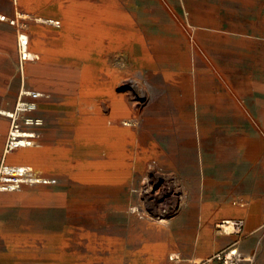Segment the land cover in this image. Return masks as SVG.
<instances>
[{
  "label": "rangeland",
  "instance_id": "374dc122",
  "mask_svg": "<svg viewBox=\"0 0 264 264\" xmlns=\"http://www.w3.org/2000/svg\"><path fill=\"white\" fill-rule=\"evenodd\" d=\"M24 4L41 9L38 14L45 19L39 24L45 28L21 19L12 22V16L22 11ZM91 6L92 3L88 8L87 2L74 0H0V14L7 17L4 21L14 27L16 35L14 47H4L3 51L13 60L14 72H10L8 82L10 87L14 81L16 92L8 93L9 109L15 116L9 117L6 145L14 123L24 131L39 134L38 145L11 150L5 147L13 160L0 166V177L5 166L23 164L40 176L57 179V170L64 163L70 175L67 185L78 186L77 193L87 199L79 206L51 207L46 203L48 197L70 188L55 187V181H26L18 189H0V264H219L207 260L231 247L241 252L240 264H264V226L249 228L244 221L240 229L233 227L230 232L221 226L227 219L206 225L205 207L199 201L206 184L204 164L200 158L195 167L191 161L172 166L155 164L151 155L163 153L166 147L151 138L150 129L144 128L151 125L145 120L152 114L150 107L166 93H223L232 95L235 105L246 104L247 99L236 97V89L231 86L248 77L262 61L264 0H94ZM162 6L178 10L183 18L171 16ZM194 6L204 14L201 23L190 19ZM56 21L58 25L54 24ZM22 33L29 37V59L23 58ZM186 48L190 50L188 64L184 58ZM160 49L174 58L163 63L161 56L155 54ZM25 90L46 95L27 96ZM104 93H128L132 106L138 98L143 101L141 118L136 121L138 131L134 130L135 122L125 118L133 121L124 126L132 128L128 133L135 134L136 145L126 146L127 138L112 135L103 142L116 155L149 156L145 171L138 178L142 182L147 177L142 183L144 188L157 182L151 193L128 190L134 200L125 210L110 209V214L97 200V189L101 187L98 185L105 176L107 180L108 176L122 180L125 169L120 167L119 160L101 161L102 139L80 117ZM88 95L95 99L87 108L82 104ZM24 102H33L36 108L22 111ZM208 116L207 112L205 117ZM26 117L43 122L28 124ZM192 120L195 133V109ZM230 124L237 136L232 121ZM205 149L207 158L212 160L205 165L210 164L214 171L218 164L210 143H206ZM195 176L199 179L197 194H186L181 200L183 191L175 190L173 180L184 181L187 177L190 181ZM77 177L86 182L74 185ZM87 186L95 187L97 192ZM190 198L196 206L190 207ZM234 202L244 203L231 200L232 205ZM133 206L153 218H141L138 211H131ZM185 210V221H194L193 229L189 227L194 231L192 236L177 223ZM160 214H165L169 223H159ZM185 241L189 249L176 248ZM195 259L199 263H194Z\"/></svg>",
  "mask_w": 264,
  "mask_h": 264
},
{
  "label": "crops",
  "instance_id": "0c3cea01",
  "mask_svg": "<svg viewBox=\"0 0 264 264\" xmlns=\"http://www.w3.org/2000/svg\"><path fill=\"white\" fill-rule=\"evenodd\" d=\"M74 2H87L88 8L89 3H92L91 8H93L94 0H74ZM162 7L167 9L171 16L182 17L178 10ZM197 8L195 6L192 7L190 19H197L201 23L204 14L202 15ZM22 9V11H17L15 16H12L15 17L12 22L21 19L30 25L45 28L39 24L45 19L38 14L42 12L41 9H32L28 4L22 5ZM6 18V16L0 14V166L4 162L13 160L12 156L5 151V147L11 125L9 117L15 115L9 109L8 93H16L14 81H12V86L10 87L8 82L10 72L11 75L14 72L13 60L7 56L8 52L3 53L5 49L8 50V46H12L10 49L14 47L16 35L14 27L4 21ZM22 34L26 35L25 33ZM27 50L31 53L29 37ZM189 52V48H186L184 55L185 64H188L190 60ZM155 54H158L157 51ZM158 55L161 56L160 59H162L163 63H167L174 58L171 54ZM10 66L12 68H9ZM256 66L253 67L248 77L238 79L236 86H231L232 89L233 87L236 89V93L233 92L236 97H245L247 99L246 104L243 106L235 105L233 96L230 94H194L186 93L185 91L184 93H166V96L158 97L156 104L150 107V113H152L150 117L153 119L150 125L151 138L157 139V143L164 145L167 151L166 154L158 155L156 161L159 164L170 166L176 165L177 162L191 161L192 166L195 167L198 158H200L202 165L204 164L203 166H205L203 174L206 184L201 192L202 196L199 201L205 207L204 220L206 225L230 219L228 221L230 226L232 223L231 219L243 218L245 225L249 228L256 225L264 226V55L261 63ZM30 91L32 90H25L24 93L27 96H32ZM175 94L184 95L182 105L174 104L172 99ZM12 98L13 102L14 96ZM194 109L197 113L198 127L195 132L197 134L196 138L192 125ZM207 112L209 116L205 117ZM231 121L233 128L237 131V136L233 135ZM207 142L212 146L216 164L222 163L220 168L217 167L218 165L215 166L214 171L210 170V164L205 165L206 162L212 161L207 158L204 151L206 150L205 145ZM197 146L199 148L198 154L196 153ZM174 180L177 182V188L175 189L183 191V196H180L181 200L186 198V194H197L199 186L198 176L191 178L190 181H187V177L184 178V181L180 179ZM55 187L70 188L66 189L67 191L61 190L57 194L50 195L48 200L45 199L46 203L51 207L63 208L65 206L87 203V199L77 193L78 186L59 185L56 183ZM87 187L90 188V191H95V187ZM98 188L100 189H97L99 190L97 200L103 203L106 214H110L109 210L112 208L125 210L128 203L134 200V196L130 195V193L128 194V190L131 189L133 192L138 193L143 192V190L136 191L134 188L126 186ZM67 199H70L68 200L69 203ZM233 199H238V201L244 203L237 204V202H234L232 205L231 200ZM189 201L193 203L194 199L190 198ZM194 205L193 203L190 207ZM141 210L137 206L131 207V211L134 213L138 211L141 218H153L142 214ZM187 215L185 210L182 216L178 218L177 223H181L184 227L183 231L192 236L194 233L192 230L194 221H185ZM165 223H169V218ZM226 223L221 226L231 232L227 228L228 225ZM189 247L190 245L185 241L178 244L176 248L186 250ZM194 263H199V260L195 259Z\"/></svg>",
  "mask_w": 264,
  "mask_h": 264
},
{
  "label": "bare ground",
  "instance_id": "6f19581e",
  "mask_svg": "<svg viewBox=\"0 0 264 264\" xmlns=\"http://www.w3.org/2000/svg\"><path fill=\"white\" fill-rule=\"evenodd\" d=\"M21 41H22L21 42V46H22L21 48L23 51V58L24 59L31 58L32 55L27 50L28 37L26 35L22 34L21 35ZM157 53L169 55V53L165 52L164 49H160L159 51H157ZM30 94L33 96H36V97L46 95L42 91H30ZM90 96L91 95H88L87 101L85 100V102H83V104H82L83 107L85 106L88 108L87 104H89L91 102V100L94 102L95 97L94 96L90 97ZM139 99L140 98H138V100L136 101L135 106H132L130 104V97H129L128 93H123V94H119V95H116L113 93H108V94L104 93V96L96 99L97 102L95 100V105L90 110L91 113L87 108H86L87 114H85L84 112H81L82 115L80 117L83 118L81 121L89 122L90 125L93 126L94 129L96 130L98 137L102 139V142L106 137H110V135H112L113 137H117L118 139H120L119 137H124V139L127 138L125 140L126 146L134 145L135 140L133 137H135V134L134 133H128V130H130L132 128L126 127V126L132 125L131 122L133 123V121H134L136 124V129H134V130L135 131L139 130L138 129L139 123L137 124L136 121L139 118H141L142 113H141V109H140V103L143 102ZM183 99H184L183 94L182 95L175 94L173 96L172 100H173L175 105L179 106V105L183 104ZM21 105H24V104H21ZM126 117L127 118L129 117L133 121L132 120L130 121L129 119H125ZM145 120L147 122H152L153 119L151 117H148ZM124 125H126V126H124ZM62 126L65 128V120H62ZM144 126H145L144 128L151 130V128H150L151 126L150 127L148 125H144ZM142 128H143V125H142ZM32 132L33 131L14 130V134L17 136L15 139H18L17 141H14V145H17L19 147L25 146L27 138H24V137L33 136L34 134ZM132 134H133V136H132ZM127 140H128V142H127ZM102 145H104V146H102V151L104 154H101L102 155L101 161H104L107 163V160H108V162H109V160L110 161L111 160H113V161L119 160L121 162L120 167H123L125 169L126 176L122 180H111L110 176H108V180H107L106 179L107 176H105L103 183L101 185H98V186H101V187L126 186L129 188H134L136 191H142L143 190V191L149 192V193L155 191V189H156L155 183H157V182L149 184V185L147 184V187L144 188L142 183H145L147 177H144L142 182H140L139 178H138V174H141L142 172L145 171L144 170V163H146L145 161L149 158V156H139V155L138 156L137 155H124L123 156V155H118V154L116 155L115 152H112L109 145L106 146L104 142ZM14 148H16V147H14ZM166 152L167 151L165 148V151L163 153H158L156 155L154 154L153 156L151 155V160L155 164L158 163L156 161V158L158 157V155L166 154ZM154 159H155V161H154ZM65 168H66V165L64 163L61 164V167L57 170V173H58L57 179H54V178L49 179L47 177L40 176L39 174L33 172L32 167L25 166L23 164L18 165V166H13L12 168L7 167L6 171L10 172L11 174L12 173L16 174V172H19L20 169H27V178L26 177L23 178L24 182L28 181L30 183H46V182H50V181H53V182L55 181V183H57L59 185H67L69 183L68 180L70 178L69 177L70 175L67 171H65ZM150 169H152V167ZM146 172H149V171H146ZM173 181L174 182L172 185L176 187L177 182L175 180H173ZM79 182L85 183L86 180H78V177H77L76 180L74 178V181L72 183H74V185H77V184H80ZM172 193H173V191H172ZM156 194H157V192H156ZM134 210H136V209L134 208ZM158 218H159L160 222H166L167 221V217L165 216V214H160V216ZM226 222H227L226 223L227 225L230 224V223H228V221H226ZM227 228H229L232 231V229H234L233 224L231 223V225L230 226L228 225Z\"/></svg>",
  "mask_w": 264,
  "mask_h": 264
},
{
  "label": "built area",
  "instance_id": "2783aa9c",
  "mask_svg": "<svg viewBox=\"0 0 264 264\" xmlns=\"http://www.w3.org/2000/svg\"><path fill=\"white\" fill-rule=\"evenodd\" d=\"M51 22L53 23L54 21H51ZM54 24L58 25L59 23L56 21ZM22 104H25L24 108L22 107L23 105L20 108V110H22V111L29 112L32 109L36 108L35 103H33V102H30V103L24 102ZM14 116H11V117L14 118ZM25 122L28 124L39 125V124H42L43 121L41 119H37V118L34 119L32 117H30V118L26 117ZM14 130H22V128L19 126V124L14 123L13 128L10 130V138H9L7 145H6L7 150L14 149V147H19L17 145H14V141L18 140V139H15L17 136L14 134ZM32 133L34 135L27 137V141L25 143V146L38 145V142L36 139L39 136V134L35 131H33ZM7 167H9V166H5L3 168L4 175L2 177H0V181L2 183L0 185V189H9V190L18 189L22 185V183L24 182L23 178L24 177L27 178V169H20V171L16 172V174H14V173L11 174L10 172L6 171ZM9 168H12V167H9ZM226 221H228V220H226ZM226 221H224L223 223H226ZM232 224H233V227L240 229L244 224V220L243 219H237V220L232 221ZM242 259H243V256H242L241 252H239L238 248L237 247H231L229 249L217 252L215 255H213V257L211 259L207 260V262H212V261L216 260L219 264H240Z\"/></svg>",
  "mask_w": 264,
  "mask_h": 264
}]
</instances>
